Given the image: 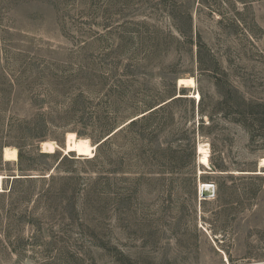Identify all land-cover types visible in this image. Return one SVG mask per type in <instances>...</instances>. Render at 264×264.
I'll list each match as a JSON object with an SVG mask.
<instances>
[{"label":"rangeland","instance_id":"374dc122","mask_svg":"<svg viewBox=\"0 0 264 264\" xmlns=\"http://www.w3.org/2000/svg\"><path fill=\"white\" fill-rule=\"evenodd\" d=\"M0 154V264H264V0H0Z\"/></svg>","mask_w":264,"mask_h":264},{"label":"bare ground","instance_id":"6f19581e","mask_svg":"<svg viewBox=\"0 0 264 264\" xmlns=\"http://www.w3.org/2000/svg\"><path fill=\"white\" fill-rule=\"evenodd\" d=\"M179 84H186L189 86L194 85V79L187 78V79H179ZM185 85V86H186ZM184 86V85H183ZM204 143V142H203ZM62 149L65 153L68 152H75L77 155H88L93 154V151L95 149V145H92L87 138H78L76 137V134L74 132H68L65 137L64 146L61 148L55 141H44L42 143V150L46 152H53L57 149ZM197 152L199 154V163L204 165L205 167H208L210 165L209 163V147L208 144H198L197 146ZM18 153L17 149L15 147H6L4 149V159L7 161H14L17 160ZM260 166L264 167V158L260 161ZM3 178L4 175L0 174V191L2 190V184H3ZM210 189L211 185L210 183H202L200 182V187Z\"/></svg>","mask_w":264,"mask_h":264},{"label":"trees","instance_id":"16d2710c","mask_svg":"<svg viewBox=\"0 0 264 264\" xmlns=\"http://www.w3.org/2000/svg\"><path fill=\"white\" fill-rule=\"evenodd\" d=\"M25 62H26V64H27L28 68L32 65V61H31V59H30V60H25ZM176 98H177V97H176ZM176 98H172L171 100H174V99H176ZM171 100H170V101H171ZM167 103H168V102H165V103L159 105L157 108H154V109L148 111L147 113H145V114H143V115H141V116H139V117H136V118H134V119H131L129 122L125 123L123 126H121L120 128H118V129H117L116 131H114L112 134L108 135L103 141H101L100 143H98L97 147L99 148V147H101V146H104V144H106V143L108 142V140H109L111 137L116 136L118 132H122V131L126 130L127 128H130V127L134 126L135 124H137L138 122L148 120V119L153 115L154 112H156L157 110L164 109V108L167 106ZM249 106H250V105H249ZM148 110H149V109H148ZM19 150H20V149H19ZM21 155H22V154H21V151H19V156H21ZM0 162H1V163H4V162H3V159H2V157H1V154H0ZM211 165H212V167H213L214 169H216V170H221V169H219L220 167H219L214 161L211 162ZM50 176H51V175H49V177H50ZM33 178L35 179V178H44V177H14V178H12V179H13L12 182H13V181H14V182H15V181H28V180H32ZM9 191H11V188H10Z\"/></svg>","mask_w":264,"mask_h":264},{"label":"water","instance_id":"95a60500","mask_svg":"<svg viewBox=\"0 0 264 264\" xmlns=\"http://www.w3.org/2000/svg\"><path fill=\"white\" fill-rule=\"evenodd\" d=\"M104 140V139H103ZM102 140V141H103ZM101 142V141H100ZM99 142V143H100ZM41 149H42V145H41ZM2 156L4 158V153H2ZM209 167H211V165H209ZM5 177H9V176H4ZM14 177H22V176H19V175H16ZM24 177H28V176H24ZM30 177H36V176H30ZM12 178V177H11ZM211 188L210 189H206V188H203L202 186L200 187L199 186V194L202 198H206V197H209V196H212L214 194V185L213 184H210Z\"/></svg>","mask_w":264,"mask_h":264}]
</instances>
